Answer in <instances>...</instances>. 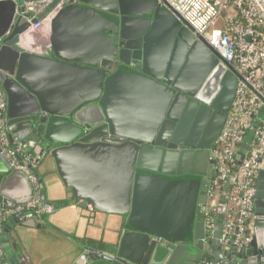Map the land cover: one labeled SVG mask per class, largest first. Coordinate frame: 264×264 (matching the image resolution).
Returning <instances> with one entry per match:
<instances>
[{
	"label": "water",
	"instance_id": "obj_1",
	"mask_svg": "<svg viewBox=\"0 0 264 264\" xmlns=\"http://www.w3.org/2000/svg\"><path fill=\"white\" fill-rule=\"evenodd\" d=\"M36 1L0 0V88L9 141L28 153H43L33 171L43 202L48 197L40 170L51 161L67 199L90 208L87 217L119 219L116 242L86 243L72 264L222 259L221 215L214 237H205L206 177L197 168L195 149L203 150L212 179L210 151L230 115L237 75L154 0H53L31 21L60 4L50 23V50L44 56L29 53L22 39L29 16L22 5ZM198 67L203 71L192 90L188 81ZM217 83L218 98H204ZM195 94L218 112L208 146L177 139L183 109L177 116L172 112L184 95ZM33 193L28 176L0 155V207L25 203ZM253 206V240L240 252L229 251L230 264H264V168L256 178ZM27 224L12 219L3 225L1 245L12 264L17 263L10 234Z\"/></svg>",
	"mask_w": 264,
	"mask_h": 264
},
{
	"label": "built area",
	"instance_id": "obj_2",
	"mask_svg": "<svg viewBox=\"0 0 264 264\" xmlns=\"http://www.w3.org/2000/svg\"><path fill=\"white\" fill-rule=\"evenodd\" d=\"M53 0L24 3L29 26L23 35L27 52L46 55L48 41L38 35L50 30V23L60 8L37 23ZM187 24L196 39L207 45L237 75L235 97L230 115L210 152L214 176L210 181L203 208L205 237L212 239L221 215L220 247L222 259L207 264H230L229 251L249 247L253 240V213L256 178L264 168V0H154ZM61 3V2H60ZM16 14L19 15L18 11ZM43 43V44H41ZM7 130V100L0 88V155L11 169L24 172L34 193L25 203L0 207V262L12 264L1 245V232L8 220L42 225L56 207L42 201L41 189L34 177L43 153L26 152L20 143L11 144ZM246 146V148H244Z\"/></svg>",
	"mask_w": 264,
	"mask_h": 264
},
{
	"label": "crops",
	"instance_id": "obj_3",
	"mask_svg": "<svg viewBox=\"0 0 264 264\" xmlns=\"http://www.w3.org/2000/svg\"><path fill=\"white\" fill-rule=\"evenodd\" d=\"M43 31L37 37L39 42L48 41V34L50 37V30L47 34ZM22 39L26 47L28 40ZM40 175L47 201L56 207V211L45 217L39 228L28 222L11 232L8 244L17 264H72L86 243L95 241L102 246L104 242H116L117 217L99 213H94L92 219L87 217L85 213L90 208H81L80 202L67 199V190L61 186L51 161H44ZM208 248L206 245L205 256L209 255Z\"/></svg>",
	"mask_w": 264,
	"mask_h": 264
},
{
	"label": "flooded vegetation",
	"instance_id": "obj_4",
	"mask_svg": "<svg viewBox=\"0 0 264 264\" xmlns=\"http://www.w3.org/2000/svg\"><path fill=\"white\" fill-rule=\"evenodd\" d=\"M174 66L172 68L174 69ZM198 74L194 75L189 81H188V88L195 89V86L197 82L200 80V74L202 73L200 71V67H198L196 70ZM207 78L204 79L200 87L197 89V93L202 91L203 85L205 83ZM221 92L220 84L217 83V85H213L211 90H208L204 92L202 96L204 98H209L212 102L216 100ZM196 94L194 96H187L184 95L183 102H178L176 105L175 112H172L174 115H178V111L181 109L182 112L179 116V119L181 120L180 125V132L178 133L177 139H184L188 141L190 144H199L201 143L204 146H208L211 141L214 139L215 135V129L216 126L214 125V117L218 113L216 109L211 107L209 104L201 103L195 99ZM201 94V93H200ZM184 105V106H183ZM203 150L201 149H195V152L198 153V165L197 168L205 174L206 177V190L203 195L204 198H206V201L204 203V206L207 202V195L210 187V179L212 176V171H209L210 168L206 167L205 169V160H204V154L201 152ZM211 152V151H210ZM187 160H184L183 162V168H186ZM206 170V171H205ZM203 213V210H202ZM204 214V213H203Z\"/></svg>",
	"mask_w": 264,
	"mask_h": 264
},
{
	"label": "trees",
	"instance_id": "obj_5",
	"mask_svg": "<svg viewBox=\"0 0 264 264\" xmlns=\"http://www.w3.org/2000/svg\"><path fill=\"white\" fill-rule=\"evenodd\" d=\"M5 252V251H4ZM5 255L7 256V254H6V252H5ZM8 261H9V259H7ZM0 264H1V262H0Z\"/></svg>",
	"mask_w": 264,
	"mask_h": 264
}]
</instances>
